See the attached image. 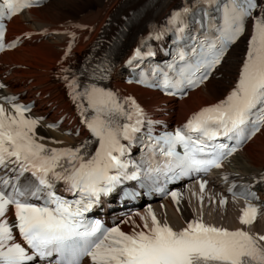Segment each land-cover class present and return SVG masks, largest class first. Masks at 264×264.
<instances>
[{
  "label": "snow or ice",
  "instance_id": "snow-or-ice-1",
  "mask_svg": "<svg viewBox=\"0 0 264 264\" xmlns=\"http://www.w3.org/2000/svg\"><path fill=\"white\" fill-rule=\"evenodd\" d=\"M33 3L34 0H0V19H11ZM201 3L217 4L222 10V22L214 37L205 35L194 44L192 61H186L178 70L170 66L175 77L165 73L162 85H151L162 86L169 95L186 94V88L204 84L229 46L243 35L245 20L257 7L254 0ZM189 12V7L174 12L169 23H183L182 16ZM4 48V32L0 29V50ZM136 55H140L139 50ZM180 60L185 61L183 52ZM84 95L95 112L85 121L98 141L91 155L87 153V142L77 148L45 147L38 142L43 138L35 132L40 121L25 115L30 107L14 104V97L5 98L12 105V112L0 105V169L13 174L0 177V264H81L84 257L89 258L90 264H264V235L206 224L202 212L179 231L161 223L150 207L147 215L141 217L143 226L134 225L131 232H124L119 226L105 228L99 220H87L85 214L102 196L113 192L123 180L138 178L139 166L125 157L145 120L143 109L131 98L125 102L130 103L131 109H126L110 91L92 87ZM121 119L127 122L121 123ZM148 123L151 125V121ZM262 128L264 12L253 17L252 34L232 91L222 101L194 113L174 133L155 138V146L167 159L163 165L149 166L147 171L172 180L219 169L225 159ZM221 137L234 143H217ZM178 146L182 153L177 151ZM129 167L136 170L130 173ZM26 173L31 178L22 183ZM58 183H63L64 190L76 198L69 200L58 195ZM206 184L207 181H199L201 194ZM232 194L246 203L240 223L252 225L261 214L253 203L257 199L255 193L244 187ZM170 195L179 204L180 194L173 191ZM198 199L202 205L203 195ZM10 209L15 215L13 224L7 219ZM13 229L18 231L23 245L15 242ZM54 255L57 258L52 260Z\"/></svg>",
  "mask_w": 264,
  "mask_h": 264
},
{
  "label": "bare ground",
  "instance_id": "bare-ground-1",
  "mask_svg": "<svg viewBox=\"0 0 264 264\" xmlns=\"http://www.w3.org/2000/svg\"><path fill=\"white\" fill-rule=\"evenodd\" d=\"M147 0H53L39 9L29 10L27 13L15 17L8 26V36L17 37L29 33L25 38V45L0 57V74L3 69L11 70L7 77L10 88L7 94L22 93L24 91H38L43 94L45 103L57 106V111L74 114L66 94L61 78L76 67L78 56L84 53L98 33L111 20L114 21L111 33L119 28L127 17L142 6ZM179 0H150L151 6L138 25L134 26L124 41L122 54H128L133 48L135 40L149 32L153 25H159L175 8ZM70 39L74 43L69 45ZM242 39L230 50L220 68V78L209 79L203 87L189 94L181 102L162 98L157 92L143 90L135 86L117 84L121 96L131 98L147 113L158 119H170L177 125L183 123L194 113L204 107L214 105L222 99L233 86L239 66L241 65L245 46ZM68 51V52H67ZM65 65V70L60 65ZM28 96V95H27ZM36 116L47 115L50 120L56 117V112H50L43 106L38 108ZM35 119L34 116H27ZM36 136L42 137V143L54 147H77L83 143L84 137L76 139L62 135L61 131L48 130L39 123L35 129ZM264 169V128L238 154L234 155L224 168L227 172L243 176L259 173ZM213 190V197L208 199V205H214L215 216L204 219L215 224L222 223L229 230L246 229L241 225L240 216L242 206L220 194L219 189L208 187L207 192ZM179 193V204L174 203L171 195L163 200L165 211L156 206L151 209L161 223H168L173 229L180 230L190 220L196 219L199 210L194 204V215L182 205L180 197L183 188L172 190ZM195 193V195H193ZM202 195V194H201ZM196 202V189L192 186L186 193ZM204 196V194H203ZM225 200L226 204L220 201ZM204 207V205H202ZM193 207V205H192ZM179 209V210H177ZM10 214H7L9 221ZM127 221V222H126ZM221 221V222H220ZM134 225H140L135 215L128 216L120 226L128 232ZM227 225V227H225ZM260 224L254 225L255 235H262Z\"/></svg>",
  "mask_w": 264,
  "mask_h": 264
},
{
  "label": "rangeland",
  "instance_id": "rangeland-1",
  "mask_svg": "<svg viewBox=\"0 0 264 264\" xmlns=\"http://www.w3.org/2000/svg\"><path fill=\"white\" fill-rule=\"evenodd\" d=\"M184 205V207H186V209L188 208V210H189V207H188V205H186L185 203H183ZM261 225H263L264 226V224H263V222H261ZM262 227V226H261Z\"/></svg>",
  "mask_w": 264,
  "mask_h": 264
}]
</instances>
